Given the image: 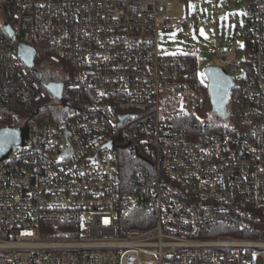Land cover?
I'll use <instances>...</instances> for the list:
<instances>
[{"label": "built area", "instance_id": "obj_1", "mask_svg": "<svg viewBox=\"0 0 264 264\" xmlns=\"http://www.w3.org/2000/svg\"><path fill=\"white\" fill-rule=\"evenodd\" d=\"M188 1L0 0V123L29 130L0 162V264H264V0H243L248 65L212 123L189 118L210 99L193 58L162 45ZM123 154L150 224L125 234Z\"/></svg>", "mask_w": 264, "mask_h": 264}, {"label": "rangeland", "instance_id": "obj_2", "mask_svg": "<svg viewBox=\"0 0 264 264\" xmlns=\"http://www.w3.org/2000/svg\"><path fill=\"white\" fill-rule=\"evenodd\" d=\"M217 2L219 4L217 5ZM174 15L186 21L176 28L167 30L162 37V45L167 54L185 53L195 57L198 62L197 75L209 88L208 69L211 66H222L215 48L235 45L238 49V65L229 72L235 78L246 72L249 53L247 39L244 35L247 28L246 8L243 0H192L174 3ZM222 111L215 109L192 112L194 120L205 119L208 122H225ZM191 114V112H190ZM191 114V115H192ZM21 127H26L22 125ZM143 256V255H142ZM143 257H146L144 255ZM7 258V252L0 253V263Z\"/></svg>", "mask_w": 264, "mask_h": 264}, {"label": "water", "instance_id": "obj_3", "mask_svg": "<svg viewBox=\"0 0 264 264\" xmlns=\"http://www.w3.org/2000/svg\"><path fill=\"white\" fill-rule=\"evenodd\" d=\"M5 27L9 28V25H5ZM35 52V49L28 46H23L21 48L23 58L31 65H33ZM208 74L210 79V100L213 109L220 112L226 108L230 99L231 90L235 83L228 70L222 66H211L208 69ZM63 87L64 84L62 82H53L49 84V88L57 96L61 95ZM66 106L69 107V103H67ZM225 117L226 113L224 114V118ZM28 134V126L24 128H0V162L7 158L16 148L26 145L29 136Z\"/></svg>", "mask_w": 264, "mask_h": 264}, {"label": "trees", "instance_id": "obj_4", "mask_svg": "<svg viewBox=\"0 0 264 264\" xmlns=\"http://www.w3.org/2000/svg\"><path fill=\"white\" fill-rule=\"evenodd\" d=\"M3 30V25L0 23V32ZM247 51L249 53L250 56V48H249V43L247 42ZM249 60V59H248ZM189 69L192 71L193 73V77L197 74L198 71V62L196 60L195 57H193V64H191L189 66ZM208 88V87H207ZM209 90V88H208ZM207 109H213L211 100L209 99V102L207 104V106L205 107V110ZM190 120H194V116L193 114L189 116ZM2 124L0 123V128H2ZM10 127H20L15 125L14 123H9ZM122 170H121V174H122V190L125 194V196L123 197V199L125 198V204L123 206V217L125 220H128L130 222L129 227H127V229H125L124 231H122V234L127 233L130 229L133 230H139L142 228H146L148 227L150 224H142L140 221L144 218L147 217V213L145 210H141L138 208H133L132 206H130V204L128 205V195L129 193L132 191V189L135 187L136 185V170L134 167V161L131 160L130 155L128 154H123L122 155ZM215 236V235H213ZM218 236V235H217Z\"/></svg>", "mask_w": 264, "mask_h": 264}, {"label": "flooded vegetation", "instance_id": "obj_5", "mask_svg": "<svg viewBox=\"0 0 264 264\" xmlns=\"http://www.w3.org/2000/svg\"><path fill=\"white\" fill-rule=\"evenodd\" d=\"M58 101H59L60 103H62V102L64 101V100H63V95H62V94L58 96Z\"/></svg>", "mask_w": 264, "mask_h": 264}]
</instances>
